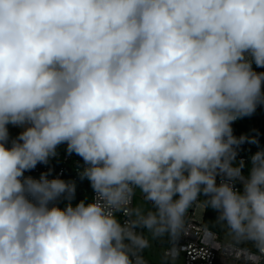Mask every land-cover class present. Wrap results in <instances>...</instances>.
I'll use <instances>...</instances> for the list:
<instances>
[{
    "label": "clouds",
    "instance_id": "obj_1",
    "mask_svg": "<svg viewBox=\"0 0 264 264\" xmlns=\"http://www.w3.org/2000/svg\"><path fill=\"white\" fill-rule=\"evenodd\" d=\"M253 63L264 0H0V264H146L137 230L177 236L201 195L264 253V150L234 164L257 143L232 128L264 103ZM61 144L95 193L63 208L75 182L24 175Z\"/></svg>",
    "mask_w": 264,
    "mask_h": 264
},
{
    "label": "built area",
    "instance_id": "obj_2",
    "mask_svg": "<svg viewBox=\"0 0 264 264\" xmlns=\"http://www.w3.org/2000/svg\"><path fill=\"white\" fill-rule=\"evenodd\" d=\"M17 137L9 138L7 146H11V141ZM264 150V146H263ZM60 160V163L53 172L52 179L60 178L64 175H71L73 180L80 178V172L85 165L84 161L72 155L69 152H56V156L50 158L45 163H39L34 169L26 171L24 175L39 179L42 174H45L51 169V162ZM245 158H239V161H244ZM224 177L217 176L219 184ZM237 189L242 190V184L235 185ZM95 193H92V199ZM203 195L197 202L189 208L185 216L184 228L174 237L171 244L165 249V255L169 258L182 257L184 264H264V253H261L256 248H250L245 245H240L234 241L222 242L220 235L206 226L204 223V214L206 207L202 200ZM135 195L132 199L134 207ZM118 218L121 223L128 220L123 213H118ZM137 231H141L138 229Z\"/></svg>",
    "mask_w": 264,
    "mask_h": 264
},
{
    "label": "trees",
    "instance_id": "obj_3",
    "mask_svg": "<svg viewBox=\"0 0 264 264\" xmlns=\"http://www.w3.org/2000/svg\"><path fill=\"white\" fill-rule=\"evenodd\" d=\"M253 69L256 72H264V67H257L253 63ZM262 91H264V87H262ZM233 128V135L237 138L241 136L246 137H255L257 143H249L245 141L244 143L240 144L237 147V156L234 161V164L239 165L241 162L244 163L245 167L242 168V172L247 174L248 172V165L251 162V156L255 154L257 151L263 150L264 146V103L259 104L256 108V111L250 115L245 116L232 124ZM72 155L81 158L80 156L76 155L74 152L71 153ZM244 157V161H239V158ZM82 159V158H81ZM60 163V160H53L51 162V169L46 172L44 175L47 176L48 179H52L53 172L55 168ZM65 181H72L76 184V191L74 197L69 201L65 198H61L57 201L59 207L63 208L68 203L73 205L77 204L81 200H88L92 199L93 190L91 188L90 182L87 179L78 178V180H73L71 175H64L62 177ZM205 197H202L204 202ZM218 213L211 209L206 208L204 214V223L206 226L210 227L212 230L216 231L220 236L225 233H229V229L224 223L217 222L216 217ZM175 236H171L169 239V245L173 241ZM245 246L250 248H255L253 244L250 242H243Z\"/></svg>",
    "mask_w": 264,
    "mask_h": 264
},
{
    "label": "rangeland",
    "instance_id": "obj_4",
    "mask_svg": "<svg viewBox=\"0 0 264 264\" xmlns=\"http://www.w3.org/2000/svg\"><path fill=\"white\" fill-rule=\"evenodd\" d=\"M141 207L145 213L152 211V205L146 201L143 194L139 190L135 193L134 207ZM145 238L149 241V246L142 252V256L146 264H184L182 257L169 258L165 255V249L169 246V239L171 235L165 234L160 237H153L147 230H141ZM222 242L234 241L237 244L243 245V242H237L233 240L230 233L222 234L219 238Z\"/></svg>",
    "mask_w": 264,
    "mask_h": 264
},
{
    "label": "crops",
    "instance_id": "obj_5",
    "mask_svg": "<svg viewBox=\"0 0 264 264\" xmlns=\"http://www.w3.org/2000/svg\"><path fill=\"white\" fill-rule=\"evenodd\" d=\"M8 130H9V138H13V137H18V135L24 130L23 127H19V126H13V125H9L8 126ZM56 152H60V153H64V152H68L67 151V145L66 144H61L57 147Z\"/></svg>",
    "mask_w": 264,
    "mask_h": 264
}]
</instances>
